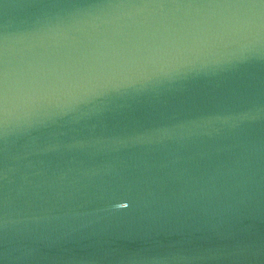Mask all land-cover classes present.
Wrapping results in <instances>:
<instances>
[{
    "label": "water",
    "instance_id": "obj_1",
    "mask_svg": "<svg viewBox=\"0 0 264 264\" xmlns=\"http://www.w3.org/2000/svg\"><path fill=\"white\" fill-rule=\"evenodd\" d=\"M0 264H264V0H0Z\"/></svg>",
    "mask_w": 264,
    "mask_h": 264
}]
</instances>
